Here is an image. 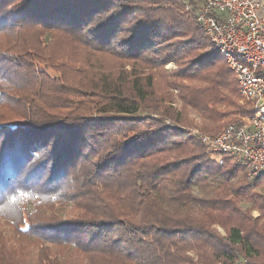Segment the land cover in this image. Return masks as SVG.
I'll use <instances>...</instances> for the list:
<instances>
[{
  "label": "trees",
  "instance_id": "16d2710c",
  "mask_svg": "<svg viewBox=\"0 0 264 264\" xmlns=\"http://www.w3.org/2000/svg\"><path fill=\"white\" fill-rule=\"evenodd\" d=\"M197 4L0 0V109L23 120L0 118V216L17 237L0 233V264H64L69 251L102 264H264V196L252 192L264 175L236 185L239 166L165 125L183 121L169 89L207 116L208 135L250 114ZM168 63L181 68L153 73Z\"/></svg>",
  "mask_w": 264,
  "mask_h": 264
},
{
  "label": "built area",
  "instance_id": "2783aa9c",
  "mask_svg": "<svg viewBox=\"0 0 264 264\" xmlns=\"http://www.w3.org/2000/svg\"><path fill=\"white\" fill-rule=\"evenodd\" d=\"M196 23L236 81L248 116L214 135L194 136L218 166H239L247 180L264 175V2L197 0Z\"/></svg>",
  "mask_w": 264,
  "mask_h": 264
},
{
  "label": "rangeland",
  "instance_id": "374dc122",
  "mask_svg": "<svg viewBox=\"0 0 264 264\" xmlns=\"http://www.w3.org/2000/svg\"><path fill=\"white\" fill-rule=\"evenodd\" d=\"M195 1V0H194ZM264 2V0H259ZM187 5V4H186ZM183 13V10L181 11ZM188 24V23H187ZM189 25V24H188ZM168 35L170 34L171 31H167ZM187 38H195L198 39L199 36L197 35H191L190 37ZM184 38H171L168 39V44H171V42H184ZM166 46V45H164ZM171 45H167V47H165L164 49L166 50L165 52H169L170 50H173V47H169ZM163 50V49H162ZM192 58V57H191ZM191 59H187L185 62L186 64H188V61H190ZM222 65V64H219ZM39 68L43 69L44 71H46L50 76H55L58 74V71L56 70H52V69H45L43 67V65H38ZM181 67L179 65H175L174 63H168L166 64L162 69L159 70H153V73H162L165 72L168 75L177 72ZM195 68V67H194ZM232 77V76H231ZM233 78V77H232ZM156 82L160 83L161 80L156 78ZM185 84H187L185 82ZM170 94H171V103L168 105L171 108H173L175 110L176 115L178 116L179 112L182 114V122L181 123H172L170 120H165V125L168 127H172L173 131L177 132H183V133H187L190 137L196 139V137L194 136V131L197 130L202 134H210V133H204L202 131L203 126L205 125V120L207 118L206 115L201 116V113L196 112L195 110H193L191 107H186L184 105V103L179 99L180 93L179 90L177 89H169ZM237 104L238 105H244L242 103V100L240 99L239 94L237 93ZM167 105V103H164V106ZM184 110H182L183 108ZM11 110H14L15 112H6L4 109H0V118L5 121L8 118H17L16 121H23L22 119L18 118L16 116V113L18 110L17 107L11 108ZM221 110V109H220ZM222 111V110H221ZM242 116H240L241 118ZM151 118H155V116H151ZM232 116H228L226 118H222L221 121H219V126H221V128L219 130L214 131V133L219 132L223 127L226 126L227 123H229L230 121H232ZM235 120H238L239 117H235ZM213 133V132H211ZM179 134V133H178ZM197 140V139H196ZM245 179L244 176V172L241 170L240 172L237 173L236 178L233 180V183H235L236 185H239L240 183H242V181ZM252 192H256L260 195L264 196V178L263 181L260 182V186L256 187ZM195 194H199L198 189H195ZM251 193H247V194H243L241 196V209L245 210L248 209L250 207H252V200L250 199L249 195ZM70 213L69 210H67L64 214L65 216H67ZM250 215L253 217H257L259 215V212L257 210H253L250 212ZM8 220H5V218L3 216H0V233H2V236L5 239L11 240V241H17V237L14 234V230L13 228H11V224L7 223ZM216 230L218 231V233L221 236H226L227 235V231L223 228H220L217 226ZM177 245L179 247H183L184 244L182 242H177ZM187 254L193 256L194 255V251L193 250H186ZM51 253H56V252H51ZM196 258V257H195ZM64 259V264H102L101 260L96 258V259H92L91 261L87 260V258L84 255L81 254H74L72 253V251L69 252H65L64 254H62V259H60L59 263L62 261L63 262ZM51 260V259H49ZM53 261V260H52ZM243 263V262H242Z\"/></svg>",
  "mask_w": 264,
  "mask_h": 264
}]
</instances>
